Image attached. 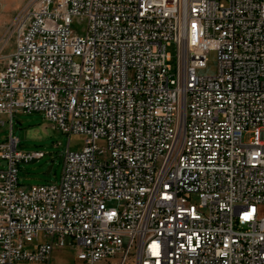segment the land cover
Here are the masks:
<instances>
[{
  "label": "built area",
  "instance_id": "2783aa9c",
  "mask_svg": "<svg viewBox=\"0 0 264 264\" xmlns=\"http://www.w3.org/2000/svg\"><path fill=\"white\" fill-rule=\"evenodd\" d=\"M0 63V264H264V0H24ZM33 111L84 136L57 182L18 181Z\"/></svg>",
  "mask_w": 264,
  "mask_h": 264
},
{
  "label": "rangeland",
  "instance_id": "374dc122",
  "mask_svg": "<svg viewBox=\"0 0 264 264\" xmlns=\"http://www.w3.org/2000/svg\"><path fill=\"white\" fill-rule=\"evenodd\" d=\"M24 0H0V24L3 30L15 10ZM18 3V4H17ZM17 5V6H16ZM16 6V7H15ZM83 25L80 24L79 27ZM7 49L12 48L13 40L9 39ZM1 65V63H0ZM216 68V53L211 50L208 53L207 65L200 68L202 73H213ZM0 140L7 137L9 133V122L5 114H0ZM12 132L19 138L18 147L24 150H43L44 155L30 162L18 164L17 177L23 185L57 182L61 175L63 163V150L69 146L72 149H79L83 145L82 134H70L62 132L55 122L44 117L42 112L33 111L30 113L17 112L12 117ZM50 166L49 171H47ZM1 167V161H0ZM112 203V202H108ZM260 211L264 213V204H261ZM75 262L74 250L69 246L54 248L51 254L50 264H71ZM16 264H45L35 261H20ZM125 264H132L130 261Z\"/></svg>",
  "mask_w": 264,
  "mask_h": 264
},
{
  "label": "crops",
  "instance_id": "0c3cea01",
  "mask_svg": "<svg viewBox=\"0 0 264 264\" xmlns=\"http://www.w3.org/2000/svg\"><path fill=\"white\" fill-rule=\"evenodd\" d=\"M18 4V3H17ZM17 6V5H16ZM15 6V7H16ZM2 32H3V25L2 24H0V36H1V34H2ZM9 50H11V49H7V47L4 49V52H7V51H9Z\"/></svg>",
  "mask_w": 264,
  "mask_h": 264
},
{
  "label": "water",
  "instance_id": "95a60500",
  "mask_svg": "<svg viewBox=\"0 0 264 264\" xmlns=\"http://www.w3.org/2000/svg\"><path fill=\"white\" fill-rule=\"evenodd\" d=\"M1 163H4V162L2 161ZM49 169H50V166L48 167L47 171H49Z\"/></svg>",
  "mask_w": 264,
  "mask_h": 264
}]
</instances>
